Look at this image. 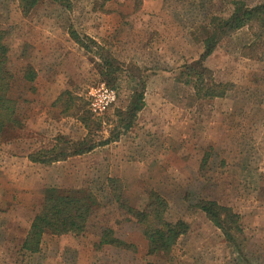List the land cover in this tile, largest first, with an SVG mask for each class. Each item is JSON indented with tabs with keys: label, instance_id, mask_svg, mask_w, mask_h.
<instances>
[{
	"label": "rangeland",
	"instance_id": "374dc122",
	"mask_svg": "<svg viewBox=\"0 0 264 264\" xmlns=\"http://www.w3.org/2000/svg\"><path fill=\"white\" fill-rule=\"evenodd\" d=\"M232 1L40 0L23 13L18 0H0L17 119L0 133V264H264V52L247 48L248 27L220 37L204 65L226 85L223 97L197 98L178 75L202 52L208 19L228 15ZM70 28L145 71L144 105L130 128L116 127L115 111L134 81L122 76L108 86L100 61ZM117 129L115 140L79 155L49 163L27 157L60 135L99 141ZM110 178L124 203L142 209L154 191L166 203L165 220L187 224L169 250L148 253L143 227L119 208ZM52 187L96 204L81 235L44 233L39 250L27 252L23 240ZM201 200L237 214L229 237L198 208ZM105 228L126 246L100 245Z\"/></svg>",
	"mask_w": 264,
	"mask_h": 264
},
{
	"label": "trees",
	"instance_id": "16d2710c",
	"mask_svg": "<svg viewBox=\"0 0 264 264\" xmlns=\"http://www.w3.org/2000/svg\"><path fill=\"white\" fill-rule=\"evenodd\" d=\"M40 0H18L23 13L29 12ZM63 2L64 0H51ZM135 7L140 6V0H134ZM243 27L252 29L253 41L248 45L250 51L262 50L264 52V1L254 6H248L241 0H233L231 11L226 16H214L208 19L203 27L205 37L202 39V52L190 63L182 64L179 76L184 78L185 84H190L197 98L223 97L227 87L221 82H216L211 71L204 65L205 59L215 49L220 37ZM71 38L87 52L92 53L99 61V73L108 86H118L122 76L134 81L128 102L125 107L116 109L117 125L121 130L130 128L136 118L137 112L144 105L145 71L133 64L123 65L112 55L104 44L97 43L86 35H79L74 29L68 30ZM8 45L6 44L5 31L0 30V133L10 125L17 123L16 100L10 96L12 74L7 66ZM33 72L26 74L28 80L33 79ZM70 102L67 103L69 105ZM86 113H88L86 111ZM82 121L87 124L90 117L82 116ZM117 129L111 136L99 141H94L89 135L77 141H68L62 135L57 137L56 145L47 150H38L28 154V159L33 162H53L65 159L71 155H79L92 150L97 145H103L115 140L120 134ZM61 142V143H60ZM118 180L110 178L108 185L119 208L124 215L133 218L142 228V234L147 240L148 253L167 251L176 242L177 238L185 233L187 224L181 220L169 222L165 220L166 203L156 192L151 191L148 201L142 209H136L121 201L116 192ZM95 201L89 195L58 189L47 188L42 198L40 210L34 215L22 249L27 252H37L44 233L52 235H81L87 225L88 217L95 206ZM205 215L221 231L229 237V229L237 224V214L228 207L222 206L212 200H201L198 203ZM123 214V213H122ZM100 245L111 244L124 247L114 236L109 228L102 230L98 240Z\"/></svg>",
	"mask_w": 264,
	"mask_h": 264
},
{
	"label": "built area",
	"instance_id": "2783aa9c",
	"mask_svg": "<svg viewBox=\"0 0 264 264\" xmlns=\"http://www.w3.org/2000/svg\"><path fill=\"white\" fill-rule=\"evenodd\" d=\"M113 98H114V97H113V94H110V96H109L108 100L105 102V104H107L108 101L111 102V100H113ZM100 108L103 109V108H104V105H101V106L98 105L96 108L93 107L92 110H93L94 112L98 113V112H101V110H102V109H100Z\"/></svg>",
	"mask_w": 264,
	"mask_h": 264
}]
</instances>
